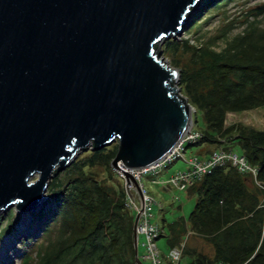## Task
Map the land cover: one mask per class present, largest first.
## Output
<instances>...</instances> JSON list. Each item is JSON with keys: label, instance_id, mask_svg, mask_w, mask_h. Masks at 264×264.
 <instances>
[{"label": "water", "instance_id": "1", "mask_svg": "<svg viewBox=\"0 0 264 264\" xmlns=\"http://www.w3.org/2000/svg\"><path fill=\"white\" fill-rule=\"evenodd\" d=\"M202 0H0V214L44 206L50 180L81 152L118 143L111 161L148 167L194 126L180 72L158 45ZM38 174L36 180L32 177Z\"/></svg>", "mask_w": 264, "mask_h": 264}, {"label": "trees", "instance_id": "2", "mask_svg": "<svg viewBox=\"0 0 264 264\" xmlns=\"http://www.w3.org/2000/svg\"><path fill=\"white\" fill-rule=\"evenodd\" d=\"M218 1L205 0L201 8L221 6L229 0ZM260 9L257 15L264 13V6ZM258 21H249L244 34L222 50L200 38L196 44L189 38H173L164 46L174 55L180 51L188 54L186 64L176 60L175 65L180 70L181 91L195 107L193 128L201 138L186 148L215 146L199 154L205 158L215 149L234 151L239 146L240 154L259 169L257 180L263 186L231 163L215 167L190 186L187 190L197 200L189 217L166 223L163 215L160 225V238L165 236L166 226L169 229L170 250L184 244L179 264H184L185 257L191 258L188 264H264V129L243 123L226 125L229 112L264 106V29ZM118 148L117 143L113 148L89 150L68 168L78 174L75 178L51 182L49 189L58 201L56 211L45 225L44 236L26 252L21 264H136V213L126 208L124 181L111 166ZM97 165L109 170L112 183L86 171ZM192 236L206 240L213 254L190 246Z\"/></svg>", "mask_w": 264, "mask_h": 264}, {"label": "rangeland", "instance_id": "3", "mask_svg": "<svg viewBox=\"0 0 264 264\" xmlns=\"http://www.w3.org/2000/svg\"><path fill=\"white\" fill-rule=\"evenodd\" d=\"M204 1L205 0H202L201 6L190 14V25L185 27L181 34H178L176 37L168 38L158 45V50L161 51V58L174 68H178L175 65L176 60L179 65L186 64L188 61V54L185 51H180L174 55L170 51H166L164 46L167 40L173 38L176 40L189 38L192 43L196 44V40L200 41V39H202V42H213L214 48L222 50L229 42H232L236 37L244 34L249 27V21L259 20L258 26L264 29V13L261 15L256 14V11L258 9L261 10L260 8L264 6V0H229L221 6L215 7V5H212L202 10L201 7ZM222 1L223 0H219L217 4ZM194 20H196L197 23H193ZM238 123L264 129V106L242 112H229L226 118V125L229 126ZM199 124H203L202 119H200ZM115 144L117 143L109 145L108 147L113 148ZM213 147L215 146H190L187 148L186 156L189 157L193 154L201 155L203 152H206L208 148ZM201 149L203 150L201 151ZM234 151L236 153H241L239 146H235ZM87 152L88 151L81 152L75 161L79 157L86 156ZM72 164L73 162L63 171L54 175L50 180L46 194L47 198L44 201V206H46V208L42 215H37L38 211L35 212L34 210L20 212L15 205L8 208L6 213L2 212L0 214V264H21L26 252L34 246V243H36L39 238L44 236L45 225L51 219V215L55 213L58 205V201L52 196V190L49 189L50 184L52 181L59 183L56 182L58 180L64 183L68 178H75L78 174L75 171L71 172L68 170ZM186 168V162L183 159H179L158 176H147L143 179L148 190L158 201L163 203L162 208L158 205L155 207L153 217V221L161 226L163 224V215L166 223L172 222L180 216L188 218L195 206L197 195L189 194L188 190H179L169 182V179L175 173L179 170H185ZM86 171L89 173L93 172V175L99 180L112 183L109 170L103 165H97L92 168L88 167ZM38 177L39 175L35 174L31 180H36ZM112 177H114V174ZM107 179L110 180L107 181ZM152 179L160 180V183L152 182ZM162 182H165V184H162ZM262 200L264 201V195L262 196ZM168 236L169 229L166 226L165 236L158 240V246L165 255L168 254L170 250V246L167 242ZM187 238V235H185L184 240ZM143 240L144 238L141 237L140 242ZM188 243L199 251L209 255L213 254L211 245L200 236L190 237ZM139 252L141 255L144 252V247L141 244L139 246ZM189 261H191L190 257L183 258L184 264H188ZM144 264L152 263L145 260Z\"/></svg>", "mask_w": 264, "mask_h": 264}, {"label": "built area", "instance_id": "4", "mask_svg": "<svg viewBox=\"0 0 264 264\" xmlns=\"http://www.w3.org/2000/svg\"><path fill=\"white\" fill-rule=\"evenodd\" d=\"M201 138V133L192 128L191 132L185 134L180 142L162 159L156 161L148 167L143 168H124L125 171L130 172L142 190L144 200V210L138 221V241L144 247L142 255L139 254L140 258L144 262L145 260L150 261L152 264H179L182 256V247H174L167 254L166 258L163 257L162 251L158 246V239L163 233L162 227L153 221L154 209L158 205L160 208L163 207V203L158 201L155 196L148 190L144 184L143 179L145 177L158 176L165 170H167L173 163L179 159H183L187 168L185 170H179L170 179L169 182L175 188L179 190H187L190 186L194 185L198 180L203 178L205 175L210 174L212 170L217 166H223L227 163H231L237 167L242 173L251 174L259 185L261 183L257 180L259 169L250 164L247 158L235 151H228L223 148L215 149L207 157L201 158L198 155L186 156L187 144L194 143ZM120 178L123 179L125 185V173L123 170L116 171ZM152 182L160 183V180L152 179ZM165 184V182H162ZM132 197L126 190L125 206L127 209L134 211L136 214L141 212V204L139 194L131 187ZM144 240L140 242V238Z\"/></svg>", "mask_w": 264, "mask_h": 264}, {"label": "bare ground", "instance_id": "5", "mask_svg": "<svg viewBox=\"0 0 264 264\" xmlns=\"http://www.w3.org/2000/svg\"><path fill=\"white\" fill-rule=\"evenodd\" d=\"M188 134V133H187ZM56 175V174H55Z\"/></svg>", "mask_w": 264, "mask_h": 264}]
</instances>
